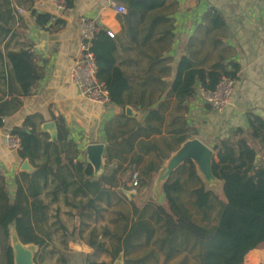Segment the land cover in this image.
I'll use <instances>...</instances> for the list:
<instances>
[{"label": "crops", "instance_id": "0c3cea01", "mask_svg": "<svg viewBox=\"0 0 264 264\" xmlns=\"http://www.w3.org/2000/svg\"><path fill=\"white\" fill-rule=\"evenodd\" d=\"M59 1L0 0V69L8 72L12 68L8 52L31 47L42 75L31 94L21 97V108L4 119L5 125L0 128V163L10 167L15 163L17 173L22 171L25 159L18 156L17 150L10 151L6 147L4 135L13 127L21 126L30 116L36 124L41 144L47 140L60 144L64 162L73 159L74 162L90 163L88 145L104 144L103 168L97 174L94 170L93 177L98 178L107 171L106 131L119 129V122L123 121L120 116L122 109L111 103L102 105L86 100L69 79V71L79 55L81 19H97L100 29L105 28L115 41L116 64L130 86L125 97L131 102L125 107V113L129 115V107L130 116L141 120L151 107H156L159 102L165 103L161 132L153 134L149 141L166 157L152 184L141 191L131 188L132 180L125 182L128 188L124 187L123 174L120 173L117 176L122 180L118 178L111 200L95 199L93 204H88L94 197L91 192L72 195L76 183L70 186L67 200L61 192L53 201L50 190L57 186V181H52L51 177L42 197L49 206L48 223L55 227L59 223L65 225L71 234L70 242L79 240L85 256L92 254L95 257L88 244L90 234H94L105 240L109 248L107 253H98L96 259L112 263L120 259L123 264L122 251L117 256L119 258L113 260L109 236L124 235L122 226L125 222L138 219V214L142 215L146 208L152 212L151 202L161 204L158 201L138 202L137 195L147 193L152 185L159 187L160 184L161 189L162 182L158 183V179L169 159L181 147L175 145L177 135L169 132L174 127L172 118L177 115L184 117L186 128L191 133L190 139L200 140L213 151L214 145L234 128L246 127L249 111L264 119V0H167L166 5L174 3V6L147 11L138 9L128 16H125L127 11L120 14L113 7L114 2L125 6L122 0H75L71 8H59ZM37 13L52 16L48 24L52 25L50 30L37 23ZM158 16L161 20L157 19ZM57 19L63 20L64 24H55ZM39 31H47V43L41 41ZM182 56L190 57L197 67L204 69L221 60L229 70L233 69L234 63L239 64L231 103L223 112L213 111L202 101L198 86L194 96L183 104L185 108L176 110L178 102L170 95V88ZM14 85L16 94L20 87L16 82ZM7 94L12 95L8 91ZM51 121L55 123V138L50 130L43 128ZM59 128H62L61 141ZM68 141L72 142L69 146L66 145ZM49 157L55 169L54 156L42 148L35 164L44 163ZM145 158L157 161L159 156L151 150ZM130 159L131 155L128 162ZM117 164L116 159L111 166ZM30 165L32 169L27 172L34 170ZM72 174L70 181L76 172ZM128 191L133 192L131 197ZM135 207L139 209L138 214H135ZM104 232L111 234L104 235ZM60 234V231L55 232L54 237ZM261 263H264V243L249 251L244 260V264Z\"/></svg>", "mask_w": 264, "mask_h": 264}, {"label": "trees", "instance_id": "16d2710c", "mask_svg": "<svg viewBox=\"0 0 264 264\" xmlns=\"http://www.w3.org/2000/svg\"><path fill=\"white\" fill-rule=\"evenodd\" d=\"M61 1L67 8L74 7L75 0ZM122 1L127 9L125 16L138 9L147 11L174 6V3L166 5L167 0ZM51 17L50 14H36L37 23L47 30L52 27L48 25ZM157 19L161 20L159 16ZM55 24L62 26L64 21L57 19ZM93 50L98 64L97 77L105 84L111 104L122 109L120 116L123 121L119 122V129L106 131L107 171L94 178V169L90 163L78 160L74 162L73 159L64 162L60 144L48 140L41 144L36 124L30 116L21 126L10 129L20 139L18 156L23 160L28 159L34 170L20 171L16 175L13 195L9 191L8 180L0 172V264H14L12 228L21 243L36 248L35 264H48L45 260L47 255L56 258L55 264H70L68 249L71 234L62 223L56 227L48 223L49 206L42 194L49 184V178L57 181V186L50 190L53 201L61 192L67 200L70 186L77 183L72 195L91 192L94 197L88 204H93L95 199L111 200L118 178L122 180L117 176L120 173L123 174L122 182L126 188V176L132 180L134 173H137V177L131 188L141 191L149 187L166 157L149 141L153 134L161 132L165 103L159 102L156 107H151L141 120L127 115L124 109L131 101L125 97V92L130 86L124 72L116 64V44L105 28L97 33ZM7 57L12 68L8 72L0 69V128L5 125L6 116L15 114L21 108V97L30 95L35 83L42 77L31 47L10 51ZM232 67L229 70L221 60L209 69H204L197 67L190 57L182 56L170 88V95L178 102L176 110L185 108L183 104L194 96L197 86L212 90L223 76L236 79L239 64L234 63ZM14 82L20 87V92L16 94ZM7 91L12 95H8ZM246 120V127L234 128L213 147L216 155L212 170L222 182L224 200L206 189L195 163L187 160L162 184L167 207L151 202L152 212L146 208L142 215L138 214L139 209L135 207L138 219L123 224L124 235L104 232V235H112L109 237L113 246V260L119 258L117 256L122 251L123 264H160L161 260L170 261L180 253L191 254L198 264H244L247 253L264 243V119L249 111ZM171 123L174 127L169 132L177 135L175 145L181 146L191 138L186 121L184 117L177 115L172 118ZM60 132L62 128H59V141L62 140ZM71 144L70 141L66 142L67 146ZM41 148L54 156L55 169L50 157L44 163L35 164ZM151 150L159 156L157 161L145 158ZM116 159L118 164L111 166ZM126 162L128 165L124 167ZM73 171L76 174L70 181ZM184 175L186 180L182 181ZM187 182H194L195 185L186 189ZM185 192L192 197V207L183 198ZM216 206L217 219L212 223L211 214ZM195 215L200 216V220ZM58 231L61 234L54 237ZM88 244L93 248L95 257L92 254L86 255L85 264H113L96 259L98 253L109 251L105 240L90 234ZM143 249L144 253L131 257L133 252Z\"/></svg>", "mask_w": 264, "mask_h": 264}, {"label": "built area", "instance_id": "2783aa9c", "mask_svg": "<svg viewBox=\"0 0 264 264\" xmlns=\"http://www.w3.org/2000/svg\"><path fill=\"white\" fill-rule=\"evenodd\" d=\"M63 1H59V8H64ZM113 7L120 14L126 13L125 6L113 3ZM100 27L97 19L84 17L81 19L79 33V55L75 59L70 71V81L78 87L80 94L88 101L109 105L111 103L108 90L98 77V64L95 56L94 42ZM110 33V32H109ZM235 84V79L223 76L216 87L212 90L199 86V97L215 112H223L231 103V96ZM5 145L14 151L20 147V139L10 131L5 135ZM137 177L134 173L132 181Z\"/></svg>", "mask_w": 264, "mask_h": 264}, {"label": "water", "instance_id": "95a60500", "mask_svg": "<svg viewBox=\"0 0 264 264\" xmlns=\"http://www.w3.org/2000/svg\"><path fill=\"white\" fill-rule=\"evenodd\" d=\"M39 35L41 41L47 43V31H39ZM127 113L129 115L132 114L129 107L127 108ZM43 128L50 130L55 138L54 132L56 128L54 122L51 121L45 123ZM104 148V144H90L87 147V158L92 164L95 174H97L103 168ZM213 158V149L196 138L189 139L184 142L176 151V153L169 159L165 170L158 179V182H164L176 168H178L187 160H192L197 165V168L202 173L205 180H217L212 170ZM31 169L32 167L29 163V160L25 159L21 165V170L31 171ZM127 193L131 197L133 192L128 191ZM12 246L14 248V264H35L34 256L36 251L33 245L21 243L16 236V241L12 243ZM113 264H121V260L118 259Z\"/></svg>", "mask_w": 264, "mask_h": 264}, {"label": "rangeland", "instance_id": "374dc122", "mask_svg": "<svg viewBox=\"0 0 264 264\" xmlns=\"http://www.w3.org/2000/svg\"><path fill=\"white\" fill-rule=\"evenodd\" d=\"M7 133H8V131L5 133V135ZM9 150L14 151L12 149H9ZM215 155H216V151H214V156ZM196 169H197L198 174L202 178L206 189L211 190L215 195L218 196V198L220 200H224V195H223V191H222V182L218 179L213 180V181H207V180H205L204 176L202 175V173L197 168V165H196ZM1 171L4 173L5 177L8 178V183L10 185L9 191H10L11 195H13L14 194V187H15L14 181H15L16 175L18 174L17 170H16L15 163H13L11 167L10 166H2L0 163V172ZM186 175L182 176V179H183L182 181L186 180ZM126 178H127V180H129L128 176H126ZM128 182H130V180ZM162 184H163V182H162ZM194 185H195L194 182H187L185 188L191 189ZM159 187H160V184H159ZM159 187L157 185L156 186L152 185L147 193H145V194L140 193L139 195H137L138 193L135 194V195H137V201L138 202L158 201L167 207V202H166L164 194L162 192V187H161V189H159ZM183 198H184L186 204L188 206L192 207L191 206V199H192L191 195H189L187 192H185L183 194ZM217 214H218V206H216L212 211V214H211V217H212L211 222L212 223L216 222ZM195 217L197 220H200V216L195 215ZM15 241H16L15 232H14V230H11V242L14 243ZM81 245H82V243H80V241L77 239H74L69 243L70 248L68 249V251H69L68 259H69L70 264H84V256H85L86 252L82 251ZM35 251H36V248H35ZM144 251H145L144 249L143 250H137L131 254V257L132 258H133V256L136 257L139 254H141L142 252L144 253ZM45 260L48 264H55L56 258L53 256L51 257V256L47 255ZM163 261L161 260L160 264H198V261H196V258H194L191 254L187 255L185 253H180V254L176 255L170 261H167V262H163Z\"/></svg>", "mask_w": 264, "mask_h": 264}]
</instances>
